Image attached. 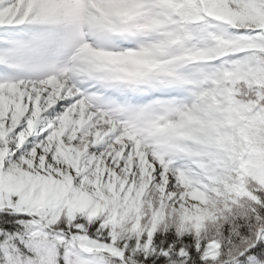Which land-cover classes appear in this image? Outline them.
Wrapping results in <instances>:
<instances>
[{"label": "snow or ice", "instance_id": "1", "mask_svg": "<svg viewBox=\"0 0 264 264\" xmlns=\"http://www.w3.org/2000/svg\"><path fill=\"white\" fill-rule=\"evenodd\" d=\"M0 264H264V0H0Z\"/></svg>", "mask_w": 264, "mask_h": 264}]
</instances>
